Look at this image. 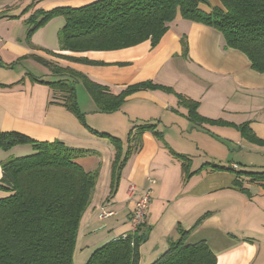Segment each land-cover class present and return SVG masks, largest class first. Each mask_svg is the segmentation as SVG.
<instances>
[{"label":"crops","instance_id":"1","mask_svg":"<svg viewBox=\"0 0 264 264\" xmlns=\"http://www.w3.org/2000/svg\"><path fill=\"white\" fill-rule=\"evenodd\" d=\"M89 1L92 0H46L41 5L39 3L38 8L48 10L61 5L81 6ZM210 4L222 6L220 0H213ZM22 5L17 0L0 5V15H5L0 17V129L20 131L41 141L59 139L70 147L95 151L97 154L79 158L84 168L90 171H93L97 161L106 164L103 176L101 168L92 200L80 222L74 264H85L97 248L131 230V214L141 191L147 186L153 191L146 223L141 227L146 239L140 245V264H151L169 248L171 240L179 238L178 224L190 229L207 212H210L209 216L191 231L188 242L206 241L217 256L216 264H264V182H252L245 175L232 176V166L224 171L203 168L184 182L182 161L170 151L171 148L188 156L194 171L206 162L220 165L232 163L223 164L219 162V156L211 155L207 150L203 152L200 141L191 140L196 132L201 137L206 131L223 130L227 134L222 137L232 143V123L241 125L249 122L251 131L264 140V111L232 107V94L244 98L239 99L240 105L264 104V73L253 71L250 59L243 52L233 48L223 49L221 32L186 20L180 14L169 24L156 47H152L151 41L147 40L118 50L64 52L102 61L104 65L57 59L41 49L59 52V44H53L45 33L37 40L32 38L33 45L26 40L28 26L25 20L33 10L25 16L20 15ZM203 8L211 10L208 5H203ZM63 25L62 22L59 24L57 32ZM184 37L188 43L187 57L182 46ZM31 53L80 71L116 94L130 85L148 80L171 87L176 93L198 101L197 111L207 121H191L187 116L188 109L179 103L177 95L162 89L139 90L127 97L120 110L111 113L98 111L92 98L85 103V108L79 104L86 114L88 127L109 132L121 139L124 117L118 114L122 111L129 117L138 110L150 111H146L149 116H136L130 121L137 119L142 123H155L158 130H161L163 117H168L173 125L182 120L181 136L187 139L188 144H175L167 134L160 139L152 131L142 133L140 148L132 154L122 172L128 188L133 185L135 192L129 188L125 200L118 202L116 195L109 196L116 152L114 146L107 138L93 134L64 105L52 102V88L33 82L30 79L33 74L24 69L14 70L15 63L34 62L31 58H23ZM37 64L40 63L35 61L41 74L36 76L52 78L46 66ZM97 115H103L105 120H97ZM129 125L126 139L122 140L124 148L130 144L128 133L133 124ZM30 146L0 149V177L1 162L32 153ZM150 177L156 183L149 184ZM236 179L250 194L235 185ZM6 195L0 190V197ZM118 203H124L123 207H117ZM102 208L114 214L101 217ZM236 215H241L243 222H239Z\"/></svg>","mask_w":264,"mask_h":264},{"label":"trees","instance_id":"2","mask_svg":"<svg viewBox=\"0 0 264 264\" xmlns=\"http://www.w3.org/2000/svg\"><path fill=\"white\" fill-rule=\"evenodd\" d=\"M38 1L28 5L24 12L36 7ZM220 1L222 6H212L208 0H92L81 6L61 5L48 10L35 8L25 20L27 41L33 45L31 36L51 19L61 16L65 23L57 32L59 52L41 49L57 59L104 65L102 61L64 52L118 50L147 40L156 47L169 24L180 14L186 20L221 32L225 48L243 52L253 69L264 72V0ZM203 5L210 6L211 10H205ZM182 46L184 55H187L185 37L182 38ZM23 58H31L50 70L52 78L31 75L30 79L52 88V102L64 105L87 127L86 114L78 103V81L84 85L100 112L120 110L127 97L139 90L162 89L177 95L179 103L188 109L187 116L191 121H207L197 111L198 101L176 93L171 87L148 80L130 85L116 94L108 86L56 60L36 53ZM88 128L96 136L107 138L115 148L111 195L117 190L128 160L140 148L142 133L152 131L158 138H163L155 123H135L128 133L130 144L124 148L118 136ZM239 128L253 140L264 143L247 123ZM17 145H31L33 151L1 162L0 190L7 195L0 197V264H74L80 222L90 205L99 175L98 169L87 170L78 160L97 152L70 147L59 139L41 141L20 131L0 129V149L10 150ZM170 151L182 161L184 182L205 167L202 165L192 171L188 156L171 148ZM239 174L249 177L252 182H264V171H240ZM235 185L250 194L240 180L236 179ZM209 214L200 216L190 229L178 224L179 238L171 240L169 248L151 264H216L217 256L206 241L188 242L191 231ZM141 227L103 244L85 264H140V245L146 239Z\"/></svg>","mask_w":264,"mask_h":264},{"label":"rangeland","instance_id":"3","mask_svg":"<svg viewBox=\"0 0 264 264\" xmlns=\"http://www.w3.org/2000/svg\"><path fill=\"white\" fill-rule=\"evenodd\" d=\"M10 1L13 0H0V5H7ZM19 2H21L23 5L22 7H20V11L19 14L25 16L26 13L30 12V11H34L35 8H38V5L40 3L43 4L44 1L46 0H40L37 2L36 7H34L33 9L29 8L27 12H24V10L28 7V5H30L32 2H36V0H17ZM209 2H212L213 0H208ZM41 7V6H40ZM13 9H11V12ZM62 22L65 23V20L63 17L61 18H57L54 17L53 19H51L45 26H47L46 28L42 27L40 29H38L32 36H31V42H32V38L37 40L39 38H41V35L43 33L46 34V36L48 38H51V40L53 41V44H55L56 46L59 44L58 43V36H57V28L59 26V24ZM61 26V25H60ZM223 35V34H222ZM224 37V36H223ZM27 40V38H26ZM187 40V39H186ZM188 45V43H187ZM59 46V45H58ZM222 48H225V44L224 42L222 43ZM187 54H188V50H187ZM186 57L188 55H185ZM40 65V64H37ZM14 70H19V69H24L25 71H27L29 74H33V75H39L41 74L40 70L37 69V67L35 66V61L31 62V61H25L23 63H15L13 65ZM251 69L255 72L258 73H264V72H259L255 69L252 68ZM76 88H77V96H78V100H79V104L81 105L82 108H85V103L89 101V99H91L92 97L90 96V94L88 93V91L86 90V88L84 87V85L82 83H77L76 84ZM264 98V95H263ZM239 99H244L242 97H240L239 94H232V107H235L238 110H246V109H250V108H257V109H262L264 111V104H259V103H248L245 105H240L239 103ZM81 108V109H82ZM147 110H138L134 113V115H130V117L127 114H124V111L120 112L118 115L123 116L124 118V122H123V126H121V128L123 129V133H122V140L124 141V139H126V133L128 132V128H129V123L131 124H135L136 122L142 123L140 121H138L137 119H135L134 121H130L131 118H136L140 117L143 118L141 116H149L146 115ZM150 112V111H147ZM102 116V117H101ZM164 121L162 120L160 128L163 133V136L165 137L166 134L175 141V144L178 145H184V144H188L189 142L187 141L186 138H183L181 136V127L183 126L182 120L179 119L178 120V124L177 125H173L172 122L169 120L168 117H163ZM97 120L103 121L105 120V118L103 117V115H97L96 117ZM135 122V123H134ZM249 125V122H246ZM132 125V127H133ZM180 125V127H179ZM128 126V127H127ZM240 124H234L232 123V143H229L228 141H225V139L222 137L224 135L227 134V132H224L223 130L220 131H206L205 134H203L200 137V133L195 134V136L191 137V140L200 141L201 144V148L203 149V152H205V150L210 151L211 155L215 154L217 156H219L221 163L223 164H227L228 162H232L230 165H220V164H212L210 162H206L203 165H205L204 169L210 167L212 169H217L218 171H224L227 170V168L229 166H232V176H240L239 172L240 171H264V143H261L259 141L253 140L252 138H250L248 136V134L243 133V131L241 130V128H239ZM235 128V129H234ZM206 129V128H205ZM165 132V134H164ZM221 135V137H219L218 135ZM32 149V146H30ZM26 155V154H25ZM97 159V158H96ZM80 162V159L78 160ZM81 163V162H80ZM105 163H101V161H97L95 163V167L93 168V171L98 169L99 170V175L96 181V185L101 173V168H102V176L104 175V170H105ZM215 166H224V169H219L218 167ZM240 167V169H239ZM124 170V169H123ZM122 170V172H123ZM152 177H150L148 179L149 184H152ZM155 180V179H154ZM156 183V180H155ZM154 184V183H153ZM95 185V188H96ZM130 188V186H129ZM128 188V182L126 181V179L124 178V175L119 179V184L117 187V190L114 192V196L117 197V201L118 202H122V200H125L126 195H127V190H129ZM149 186L145 187L144 189H148ZM143 189V190H144ZM153 191V190H152ZM111 195V181H110V193L109 196ZM124 203H118L117 207H123ZM235 218L239 221V222H243V218L241 217V215H236Z\"/></svg>","mask_w":264,"mask_h":264},{"label":"built area","instance_id":"4","mask_svg":"<svg viewBox=\"0 0 264 264\" xmlns=\"http://www.w3.org/2000/svg\"><path fill=\"white\" fill-rule=\"evenodd\" d=\"M152 184L155 183V180L152 179ZM130 191L135 192V187L130 186ZM151 192L152 188L144 189L141 191L140 196L136 202L135 208L130 217L131 229L136 231L141 225L146 223V215L151 201ZM112 211H108L102 208L101 217H107L113 215Z\"/></svg>","mask_w":264,"mask_h":264}]
</instances>
